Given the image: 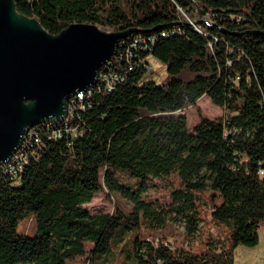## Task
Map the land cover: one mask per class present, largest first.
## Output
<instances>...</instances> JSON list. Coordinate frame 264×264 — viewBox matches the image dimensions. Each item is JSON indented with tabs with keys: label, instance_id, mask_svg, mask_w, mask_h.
Listing matches in <instances>:
<instances>
[{
	"label": "trees",
	"instance_id": "trees-1",
	"mask_svg": "<svg viewBox=\"0 0 264 264\" xmlns=\"http://www.w3.org/2000/svg\"><path fill=\"white\" fill-rule=\"evenodd\" d=\"M15 4L52 35L83 23L106 32L156 36L147 56L164 63L168 77L158 85L146 80V70L125 73L121 65L124 80L97 94L81 120L73 121L81 135L72 146L53 142L27 167L19 186L0 174V264H66L85 256L95 263L129 232L127 257L134 256L136 264H235L237 248L259 245L264 227V175L259 174L264 169V0ZM181 10L200 16L195 23L202 33ZM177 26L182 35L171 34ZM205 96L233 116L212 120L198 111L199 123L191 133L188 118L179 113ZM226 131L233 132L226 137ZM119 172L136 179L142 190L121 182ZM175 172L180 189L172 197L185 198L177 211L196 209L186 216L190 249L164 245L156 233L166 228L171 205L154 207L142 197L148 182ZM208 192V231L196 245L202 221L198 197ZM100 193L120 194L135 205L130 212L116 205L112 213L95 215L89 206ZM27 217L36 221L34 237L17 233L19 221Z\"/></svg>",
	"mask_w": 264,
	"mask_h": 264
},
{
	"label": "water",
	"instance_id": "water-1",
	"mask_svg": "<svg viewBox=\"0 0 264 264\" xmlns=\"http://www.w3.org/2000/svg\"><path fill=\"white\" fill-rule=\"evenodd\" d=\"M133 33L75 23L52 35L20 14L15 0H0V165L31 128L64 121L70 99L98 83L103 66Z\"/></svg>",
	"mask_w": 264,
	"mask_h": 264
},
{
	"label": "rangeland",
	"instance_id": "rangeland-1",
	"mask_svg": "<svg viewBox=\"0 0 264 264\" xmlns=\"http://www.w3.org/2000/svg\"><path fill=\"white\" fill-rule=\"evenodd\" d=\"M188 16L193 21L200 20V16L198 14L193 15L190 13ZM147 59L151 69L146 74V80L153 81L156 84L161 85L168 77L165 64L152 55L147 56ZM198 111H200L203 117L212 120L218 118L226 120L229 116H233L231 115V112L226 109V107L222 108L214 105L211 99L205 96L198 101L196 106L179 113L188 118V127L191 133L194 132V127L199 123ZM118 176L121 182L132 185L134 190H142L143 185L139 184L136 179L131 178L128 174L119 172ZM178 181V175L176 172L164 179H154L145 185L142 197L147 201L154 202V207L159 208L162 204L164 208H169L171 205L173 211L167 216L166 228L158 231L156 234L158 238L164 242H168L173 245V247H184L188 244L186 239L188 218L186 216L194 214L196 209L191 208L190 211H186L187 213L185 214L177 211V209H179L185 202V198L175 201L172 197V193L175 191V188L180 189ZM208 195L209 192L198 197V204L200 205L199 210L202 213V221L199 222V232L195 235L196 242H200L204 236L207 235V223H209L210 220L207 212ZM116 205L120 206L126 212H130L135 203L129 198L122 197L120 194L107 196L104 193H100L96 196L92 204H90L89 208L92 213L96 215L101 213H112ZM214 229L215 228H212L210 234L215 237L217 236V233ZM17 233L18 235L24 237H34L37 233V224L34 217H27L19 221ZM137 233L138 232L135 231V234ZM259 235L261 241L257 247L249 248L240 246L237 248L235 252V264H264V227L260 228ZM131 236H133V233L131 232L125 234L123 241L119 242L109 254L102 256L95 263L88 262V256H85L74 260H67L66 264H136L134 256L127 257V249L130 244L128 243L127 245L126 242Z\"/></svg>",
	"mask_w": 264,
	"mask_h": 264
},
{
	"label": "built area",
	"instance_id": "built-area-1",
	"mask_svg": "<svg viewBox=\"0 0 264 264\" xmlns=\"http://www.w3.org/2000/svg\"><path fill=\"white\" fill-rule=\"evenodd\" d=\"M181 11L189 25L197 32L202 33L195 21L185 14L183 10ZM171 34L182 35L183 30L181 27L177 26ZM167 35L166 33L162 34L163 37ZM156 40V36L144 37L141 35H134L121 41L116 58L112 62L104 65L101 69L98 83L84 92H78L76 96L70 99L68 116L66 119L62 122H48L31 128L20 149L8 162L0 165V174H4L11 182L19 186L21 185V176L27 167L32 161L38 160L43 152L51 149L53 142H66L68 147L72 146L81 135L79 127L74 125L73 121L81 120V114L86 112L90 106L91 100L97 94L102 93L104 90H114L116 86L124 80L123 75L118 70L121 65L125 73L142 70L148 72L151 68L146 56L150 53ZM114 63H116V65H114ZM226 120H228V118ZM232 132L233 131H226V137ZM234 132L236 131L234 130ZM259 174L263 176L264 169H261ZM163 243L167 247L174 248L173 245L168 242L163 241ZM196 245H198V242ZM184 248L190 249L191 247L187 244Z\"/></svg>",
	"mask_w": 264,
	"mask_h": 264
},
{
	"label": "crops",
	"instance_id": "crops-1",
	"mask_svg": "<svg viewBox=\"0 0 264 264\" xmlns=\"http://www.w3.org/2000/svg\"><path fill=\"white\" fill-rule=\"evenodd\" d=\"M147 61H148V59H147ZM260 241H261V238H260Z\"/></svg>",
	"mask_w": 264,
	"mask_h": 264
}]
</instances>
